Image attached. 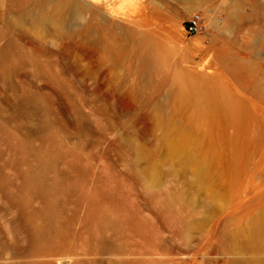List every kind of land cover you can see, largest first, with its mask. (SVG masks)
I'll list each match as a JSON object with an SVG mask.
<instances>
[{
	"label": "rangeland",
	"instance_id": "obj_1",
	"mask_svg": "<svg viewBox=\"0 0 264 264\" xmlns=\"http://www.w3.org/2000/svg\"><path fill=\"white\" fill-rule=\"evenodd\" d=\"M0 264H264V0H0Z\"/></svg>",
	"mask_w": 264,
	"mask_h": 264
},
{
	"label": "built area",
	"instance_id": "obj_2",
	"mask_svg": "<svg viewBox=\"0 0 264 264\" xmlns=\"http://www.w3.org/2000/svg\"><path fill=\"white\" fill-rule=\"evenodd\" d=\"M202 26L201 15L197 12L192 13L183 24L185 35L192 36L199 32Z\"/></svg>",
	"mask_w": 264,
	"mask_h": 264
},
{
	"label": "bare ground",
	"instance_id": "obj_3",
	"mask_svg": "<svg viewBox=\"0 0 264 264\" xmlns=\"http://www.w3.org/2000/svg\"><path fill=\"white\" fill-rule=\"evenodd\" d=\"M70 11H71V18L73 21H77L80 19L81 13L77 7H70ZM85 31H86L87 35H90V29L88 28V26L85 27Z\"/></svg>",
	"mask_w": 264,
	"mask_h": 264
}]
</instances>
